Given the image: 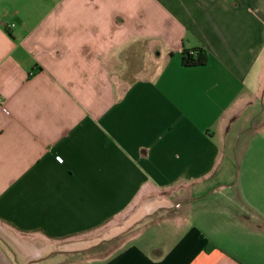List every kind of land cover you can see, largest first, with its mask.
Instances as JSON below:
<instances>
[{
	"label": "crops",
	"instance_id": "1",
	"mask_svg": "<svg viewBox=\"0 0 264 264\" xmlns=\"http://www.w3.org/2000/svg\"><path fill=\"white\" fill-rule=\"evenodd\" d=\"M259 173L264 0H0V264H264Z\"/></svg>",
	"mask_w": 264,
	"mask_h": 264
},
{
	"label": "trees",
	"instance_id": "2",
	"mask_svg": "<svg viewBox=\"0 0 264 264\" xmlns=\"http://www.w3.org/2000/svg\"><path fill=\"white\" fill-rule=\"evenodd\" d=\"M182 64L185 67H196V66H204L207 64L209 56L208 52L204 48H196L193 50H183L182 51ZM119 245H117L118 247ZM212 249H216V246L210 244L206 252H209Z\"/></svg>",
	"mask_w": 264,
	"mask_h": 264
},
{
	"label": "rangeland",
	"instance_id": "3",
	"mask_svg": "<svg viewBox=\"0 0 264 264\" xmlns=\"http://www.w3.org/2000/svg\"><path fill=\"white\" fill-rule=\"evenodd\" d=\"M239 162H238V165L240 164V160H238ZM235 174H236V172H235ZM239 175H240V170H238L237 171V179L239 178ZM262 177H264V174L263 173H259L257 176H254L253 175V178L255 179V178H259V179H261ZM243 179H245V178H250V176H246V175H243V177H242ZM263 190V189H262ZM262 194V192L257 196V197H259L260 195ZM255 194H254V192L252 193V196H254ZM262 196V195H261ZM263 200V199H262ZM262 200H261V202L259 203L260 205H262L263 207H264V202H262ZM260 211H262L263 210V208L262 207H259L258 208ZM1 225V224H0ZM100 232V231H99ZM99 232H95V233H91V234H87V235H85L84 236V238H91V239H95V241H98V239L100 240L102 237H104V235L102 234V233H99ZM105 253L107 252V250H105L104 251Z\"/></svg>",
	"mask_w": 264,
	"mask_h": 264
}]
</instances>
